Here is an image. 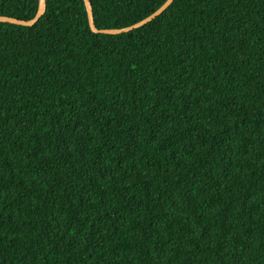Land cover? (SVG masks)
Listing matches in <instances>:
<instances>
[{
  "label": "trees",
  "instance_id": "trees-1",
  "mask_svg": "<svg viewBox=\"0 0 264 264\" xmlns=\"http://www.w3.org/2000/svg\"><path fill=\"white\" fill-rule=\"evenodd\" d=\"M0 264H264V0L0 21Z\"/></svg>",
  "mask_w": 264,
  "mask_h": 264
},
{
  "label": "water",
  "instance_id": "water-1",
  "mask_svg": "<svg viewBox=\"0 0 264 264\" xmlns=\"http://www.w3.org/2000/svg\"><path fill=\"white\" fill-rule=\"evenodd\" d=\"M87 13H88V20L89 24L94 32H104V33H122V32H129L134 28H138L145 23L151 21L155 17L159 16L172 2L173 0H166L158 9H156L153 13H151L149 16L146 18H143L142 20L124 28H118V29H99L95 25L94 21V14H93V9H92V3L90 0H84ZM46 9V0H39V8L35 16L31 19L24 20V19H18L14 17H9L6 15H0V21H6V22H11L15 24H20V25H33L45 12Z\"/></svg>",
  "mask_w": 264,
  "mask_h": 264
}]
</instances>
